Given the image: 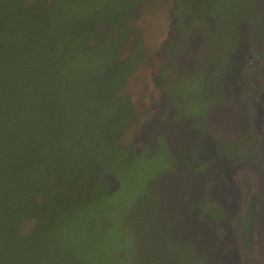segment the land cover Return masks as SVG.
Listing matches in <instances>:
<instances>
[{"label":"trees","instance_id":"1","mask_svg":"<svg viewBox=\"0 0 264 264\" xmlns=\"http://www.w3.org/2000/svg\"><path fill=\"white\" fill-rule=\"evenodd\" d=\"M147 1L0 0V264H214L186 221L197 210L256 252L261 193L228 213L215 192L223 160L258 167L264 156V8L173 0L159 77L178 136L137 147L121 137L138 115L126 89L147 47L137 37L126 49ZM237 101L247 132L213 137L210 114ZM159 155L164 168L116 204L127 172Z\"/></svg>","mask_w":264,"mask_h":264},{"label":"rangeland","instance_id":"2","mask_svg":"<svg viewBox=\"0 0 264 264\" xmlns=\"http://www.w3.org/2000/svg\"><path fill=\"white\" fill-rule=\"evenodd\" d=\"M173 0H148L138 11L132 24L133 35L127 46L129 50L137 37H141L147 47V59L130 79L126 91L131 93L136 101L138 115L121 137V143L134 144L140 147L145 139H149L154 133V127L159 115L165 114L159 106L161 100L160 70L166 63L162 52V43L171 34L173 23ZM191 43V41H190ZM192 44H195L192 42ZM191 64L190 60L183 58L180 67ZM244 118L247 113L243 105L239 107H218L210 116V124L216 136L229 133H241L245 130ZM166 157V158H165ZM159 155L151 161H143L138 166L127 172L123 181L127 183V189L115 198V203L126 205L141 190L142 186L169 162L167 156ZM242 168L241 166L238 169ZM240 195L245 194L248 187H254L263 191V205L261 207V223L256 252L246 257V264H264V189L261 180L250 170L241 171ZM111 190L118 188V182L111 174L106 175ZM31 224H26L23 231H27Z\"/></svg>","mask_w":264,"mask_h":264},{"label":"flooded vegetation","instance_id":"3","mask_svg":"<svg viewBox=\"0 0 264 264\" xmlns=\"http://www.w3.org/2000/svg\"><path fill=\"white\" fill-rule=\"evenodd\" d=\"M257 2L260 7L264 8V0H257ZM193 43L195 44H192V42L191 43L189 42V45L192 50H195L198 45H197V42H193ZM262 98L264 99V94L262 95ZM240 105L244 106V109L247 113L246 104H244V102L242 101H237L231 106L239 107ZM159 106L163 110H166V111H165V114L159 115L161 116V117H158L159 120H157L159 123L158 124L156 123L154 127V133L152 132L151 134L153 135L157 132L164 131V133L168 134L175 140V137L178 136L177 132L179 131V129L172 121L171 110L168 106H165L163 98H161L159 102ZM231 106H228V107H231ZM262 121H264V118ZM244 124H245V130L239 134L229 133L228 135L216 136L212 128V132H213L212 135L215 138L219 137V138H224V139L234 137V136L240 137V135H244L247 132V129L250 127V116L248 115V113H247V118H244ZM166 128H168V130ZM262 132H264V129H262ZM146 140L147 139H145L144 142ZM214 148L215 147L213 146V143H212L211 152L213 154H215ZM234 160L235 159L223 160L224 163L222 164L219 163V166H221V170H220V173L218 174L219 180L217 182L216 192H215L216 197L222 201L228 213H234L237 210L238 202L239 204L240 202L242 203L245 200V196L247 192L250 189L254 188V187H251V188L248 187L245 194H243L242 196L240 195V182H244V181L243 180L239 181V180L242 179L241 171L243 169L247 171L250 170L251 173L253 172L256 176H258V178L261 180V183L263 184V189H264V156L263 158L260 159L258 163L259 165L258 167H253V166L245 165V164H239V163H236ZM239 166H241L242 168L238 169ZM258 191L261 193V204H260V209H259V214H258V218H259L258 229H260L261 207L263 205V191H261L260 189H258ZM197 213H198V210L196 211V214L194 213V216H188L186 214V221L188 222V225L192 227L193 233L196 234V236H198L197 242L199 246L207 250L212 255L214 264H217V263L246 264L245 262L246 257H250L252 254H246L245 251H243V248L241 244L239 243L237 234L233 232L231 225L228 224V221L223 220L220 225L228 232L224 235H219L218 233H216V231L213 228L209 227L208 224L204 222H200L197 217ZM214 225L215 227H217L216 224ZM258 236H259V233H257V237H256L257 240H258ZM256 244H258V241L256 242Z\"/></svg>","mask_w":264,"mask_h":264}]
</instances>
